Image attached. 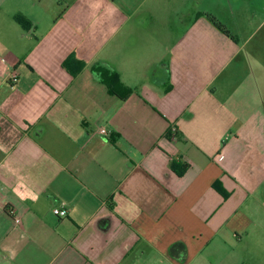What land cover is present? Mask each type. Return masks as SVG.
<instances>
[{"label": "crops", "instance_id": "0c3cea01", "mask_svg": "<svg viewBox=\"0 0 264 264\" xmlns=\"http://www.w3.org/2000/svg\"><path fill=\"white\" fill-rule=\"evenodd\" d=\"M166 3L0 0V264H264V0Z\"/></svg>", "mask_w": 264, "mask_h": 264}, {"label": "trees", "instance_id": "16d2710c", "mask_svg": "<svg viewBox=\"0 0 264 264\" xmlns=\"http://www.w3.org/2000/svg\"><path fill=\"white\" fill-rule=\"evenodd\" d=\"M205 16L220 31L229 34V32L225 30L224 26L214 17L208 14H205ZM16 21L25 30H29L32 27L31 21L22 15H17ZM84 67L85 63L78 59L74 54L70 55L63 63V68L72 76L79 74ZM92 72L98 77L101 83L106 86L108 92L111 95L117 96L121 99H127L131 95L132 90L125 87V85L121 82L117 72L111 68L106 67L104 64L98 63L92 67ZM174 170L177 175L183 176L187 170V166L174 163Z\"/></svg>", "mask_w": 264, "mask_h": 264}, {"label": "rangeland", "instance_id": "374dc122", "mask_svg": "<svg viewBox=\"0 0 264 264\" xmlns=\"http://www.w3.org/2000/svg\"><path fill=\"white\" fill-rule=\"evenodd\" d=\"M205 2L206 8L214 7L219 9V12H223V17H228L230 14V10L232 9L229 5V0H203ZM191 3L192 0H167L166 5L164 7L168 10L174 13L177 12L178 10H183V12H187L189 9H191ZM204 5V4H203ZM206 8H203L202 10L206 12ZM245 8H243L244 10ZM187 10V11H186ZM172 13V14H173ZM264 33V31H262Z\"/></svg>", "mask_w": 264, "mask_h": 264}, {"label": "built area", "instance_id": "2783aa9c", "mask_svg": "<svg viewBox=\"0 0 264 264\" xmlns=\"http://www.w3.org/2000/svg\"><path fill=\"white\" fill-rule=\"evenodd\" d=\"M11 78L13 79V81H17V74L13 73ZM97 133H99L100 135L107 137V138H110L113 135V132L106 127H99L97 129ZM171 134H172L173 138L176 137V128L175 127L171 128ZM53 212L56 216H58L60 218L66 217V215H67V211L64 209H58L57 208V209H54ZM15 223L20 225L21 219L19 217H16Z\"/></svg>", "mask_w": 264, "mask_h": 264}]
</instances>
